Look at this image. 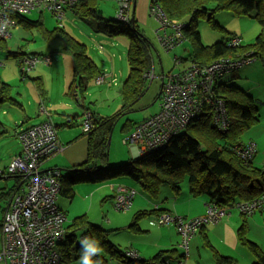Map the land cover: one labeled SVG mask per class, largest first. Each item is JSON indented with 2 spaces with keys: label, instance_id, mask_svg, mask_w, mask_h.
<instances>
[{
  "label": "trees",
  "instance_id": "1",
  "mask_svg": "<svg viewBox=\"0 0 264 264\" xmlns=\"http://www.w3.org/2000/svg\"><path fill=\"white\" fill-rule=\"evenodd\" d=\"M97 2L98 0H78L73 7L68 9L67 17L69 11H72L79 17L95 15ZM151 3L160 5L171 21L184 25L183 33L186 40L191 42V47L188 56H176L182 62L188 61L181 68H184L191 62L209 65L220 58L238 57L249 52L255 60L260 59L264 67V0H150ZM150 4L148 6L149 13ZM34 10L40 12L47 11L33 9L28 12H13L12 17L15 20V28L18 26L38 28L48 44L50 41L60 37L65 40V49L69 50L74 57L73 77L67 94L76 100L77 103L83 102V106L86 105L85 98L90 91L92 83H96V78L105 69L101 68L90 56L87 44L73 36L67 30L64 23L60 25L57 22L55 28L48 29L42 17L37 20L30 19L28 14ZM220 11H232L237 16H249L258 21L261 30L254 41L248 44L242 43L240 46H231L229 42L235 35V33H231L225 39L222 38L218 42L209 45L204 44L199 31V22L201 19H207L213 29L225 30L216 20V15ZM150 16L154 18L151 13ZM131 17L129 23L122 22L117 18L116 20H111L109 23H104L102 21L103 17H100L99 22L102 27L100 25L99 27L105 33L109 35L123 34L128 37L127 59L130 70L128 77L120 88L122 97L121 107L114 114L108 116H94L93 113V129L88 133L89 147L87 159L83 163L74 166V168L68 169L71 173H62L61 192L72 197L75 193V186L85 181L99 184L114 179L129 178L141 188L149 199L157 201L163 186H169L176 193H180L183 182L188 180L189 193L194 197L205 196L208 200L207 202L225 209L228 215L224 219L231 215L232 210H237L238 213L243 215V223L238 230L239 241L249 252L256 256V260L252 264H264V250L258 243L248 237V217L253 216L259 210L264 214V167H259L254 163L255 157L251 161L246 162L232 150L234 145L243 143L242 136L248 129L259 124L260 105L264 101L255 98L248 91L235 85L234 82L218 81L215 88L217 94L225 99L229 116V126L226 130L218 129L214 123L212 107L208 106L184 131L171 138L163 148L146 156L132 158L127 163L117 167L110 166V137L117 122L134 110V105L147 91L148 79L145 74L154 68L153 44L139 25L133 6ZM8 40L0 38V47L7 48ZM96 48L99 50L98 46ZM103 50L99 51L102 52ZM9 53L18 58L19 68L23 59L27 56L36 55L44 57L48 55L52 58V65H46L42 60L32 71L33 73L40 64L48 67H52L55 64L53 54L44 53L43 51L27 52L20 50L16 52L9 51ZM32 72L24 74L20 70L23 80L32 79ZM119 74L120 76L122 75L121 72ZM162 74H164V71ZM33 80H38L39 90L45 92L41 78H34ZM162 91L163 84L160 95H162ZM13 93V86L3 81L0 76V115L6 111L7 107L22 110L23 119L21 122H15L17 126L16 135L19 136V132L22 129H27L35 124L25 125L29 117L23 104L15 98ZM42 105L45 104L42 103ZM84 107H86V111L90 110L87 105ZM38 112L39 114H43L40 111V107L38 108ZM137 123L131 124L127 134L134 130ZM8 133L6 124L1 120L0 116V140ZM10 176L16 180L15 186L8 194L11 197L12 193L20 186L21 177L19 175ZM1 197H4V194H1ZM257 199L263 200V204L251 214L243 213L239 209V204L252 202ZM6 210L7 208L4 209V214ZM156 210L158 209L137 212L134 215V222L129 228L135 231L140 230L138 227L139 219L147 215H156ZM66 227L65 240L59 246V250L64 256L65 264L70 263L73 259L79 260L81 247L78 244L79 238L76 232L83 228H86L83 235L89 233L88 237L99 240L103 249L98 256L94 257L97 264H111L113 261H118L122 264H175L183 256V254L180 255L178 249H171L160 251L150 259H130L126 257L125 249L122 250L109 238L112 230L94 224L86 214L76 217ZM207 244H209V241H207ZM212 250L217 263L239 264L237 259L220 254L213 246Z\"/></svg>",
  "mask_w": 264,
  "mask_h": 264
},
{
  "label": "built area",
  "instance_id": "2",
  "mask_svg": "<svg viewBox=\"0 0 264 264\" xmlns=\"http://www.w3.org/2000/svg\"><path fill=\"white\" fill-rule=\"evenodd\" d=\"M119 4L117 19L129 23L132 6L135 0H116ZM78 0H0V38L10 39L15 28L12 13L28 12L33 9L48 10L56 21L63 25L67 11ZM149 11L158 22L155 29L160 45L168 52L174 50L186 41L183 24L171 21L165 10L158 4H150ZM242 37L234 35L231 46H240ZM103 50V45L98 46ZM52 65L50 56L31 55L23 59L20 65L22 73L32 72L39 62ZM255 58L251 53L238 57H224L209 65L195 62L184 68L162 74L163 91L161 109L149 118L138 122L134 130L128 133L124 142L131 145L136 156H146L163 148L171 138L184 131L206 107H212L214 123L219 130L229 126V116L226 102L217 94L218 80L228 73L252 63ZM175 63H182L175 57ZM1 64V62H0ZM120 74L114 70L105 69L96 78V83L102 85L118 84ZM151 81L157 77L154 68L145 74ZM41 113L47 114L45 105ZM83 131L89 133L93 129V113L84 112ZM22 152L15 155L7 169L0 170L3 175H19L20 186L12 193L7 210L3 216L2 248L0 260L7 264H65L64 256L59 250L61 242L67 233V214L59 206L58 198L62 191V172L57 169L43 171L41 166L54 157L63 148L57 125L51 118H46L27 129L19 132ZM258 144L249 140L232 147L241 159L251 161L257 153ZM264 167V165H263ZM137 190L134 187H122L116 195L114 207L117 210H129L133 204ZM263 200L239 204V209L251 214L260 208ZM159 206L155 205V209ZM228 215L225 209L207 202L206 212L192 218L184 217L169 211H160L152 216V225H175L181 235L180 247L183 256L175 264H188L192 238L197 232L208 225L215 224ZM90 234H84L78 241ZM126 257L133 260L142 259L135 249L125 250Z\"/></svg>",
  "mask_w": 264,
  "mask_h": 264
},
{
  "label": "rangeland",
  "instance_id": "3",
  "mask_svg": "<svg viewBox=\"0 0 264 264\" xmlns=\"http://www.w3.org/2000/svg\"><path fill=\"white\" fill-rule=\"evenodd\" d=\"M119 10V4L116 0H98L97 2V10L95 15L79 17L75 15L72 11L68 12V17L64 21V25L67 30L75 36L81 42L87 44L88 52L90 56L97 62V64L105 69L116 71L118 75L120 72L122 75L119 77L118 84H102L98 85L93 82L90 87V94L86 95L85 104L93 109L97 116H108L114 114L122 104V97L120 93V88L122 83L126 80L129 74V63L127 59V52L129 47V39L126 35L117 34V35H109L105 33L103 29L99 27L100 17H103L104 23H109L111 20H116L117 14ZM100 17H98V16ZM148 16L150 17V22L146 25H139L144 30L145 35L153 44V61H154V70L157 74V77L154 80L148 79V89L143 95V97L134 105L133 111L123 116L116 124L113 134L111 136V145H110V166L117 167L121 164L127 163V161L120 162L123 159L124 155H128L130 159L136 158L133 154V150L129 144H125L123 142L124 136H126L129 131L131 124L140 122L149 116L155 114L160 109L161 104V87H162V77L161 74L164 71V74H168L170 71L178 70L181 68L183 63L176 64L175 57H186L188 56V52L190 50V43L186 40L180 47H176L174 50L168 52L166 51L159 43L158 38L155 33L156 21L150 16L148 12ZM28 17L32 20H37L40 17L43 18L45 22V26L48 29H53L57 26V21L50 11H37L34 10L32 13L28 14ZM216 20L222 25L225 30L213 29V27L209 24L207 19H201L199 22V31L201 33L202 41L204 44L209 45L215 42H218L222 38L225 39L231 33H240V30H249L253 24L257 25L256 28L261 30V26L258 21L250 18L249 16H237L232 13V11H220L216 15ZM155 22V24H153ZM104 27V25H103ZM122 27V26H121ZM256 30V31H258ZM250 32V31H249ZM13 37L8 40L7 48L0 47V76L3 81L8 82L13 86V94L15 98H17L20 102H22L28 110L33 109L35 111L38 107L39 103V82L38 80L32 79L23 80L22 75L20 73L18 58H16L13 54L9 53L12 51H20L24 50L27 52H40L51 53L55 59V65L52 67L44 66L40 64L34 73H31V76H36L38 73L42 71H46L47 73H53V77L44 80V86H49L51 90L54 92L53 100L58 104L60 98L63 96V85L69 79L68 77H73L74 71V57L69 50L65 49V40L60 37L58 39L48 42L44 39L43 34L40 32L38 28H26L24 26H18L13 31ZM257 33H253L252 36H256ZM95 40V42H93ZM254 40V39H253ZM103 45L104 50L100 52L96 46ZM185 54V55H184ZM185 61L184 63H187ZM255 65L258 67V70H255ZM237 76H234V75ZM228 73L225 77L220 78L218 81H229L234 82L235 85L240 88L248 91L251 95L255 97V95L260 96L259 98L264 100V95H259L260 92H264V67L262 61L260 59H256L255 62L248 64L242 68L236 70V73ZM225 78V79H224ZM31 100L32 105L28 106V101ZM63 102H68L71 107L63 106V109H60L58 106L57 112H65V114L74 113L77 110H81L78 106V103L75 100L66 98L65 95L62 98ZM47 106L51 104V101L47 100V96L44 101ZM53 104V103H52ZM264 104V103H263ZM42 106V105H41ZM40 106V108H41ZM66 110H70L68 112ZM260 115H261V125H264V105H260ZM1 120L6 124V128L9 133L0 140V167L3 166L5 169L8 167L10 163L8 159L10 156L12 157L16 153L22 152V144L16 135V123L15 119H22L21 111L14 107H7L6 112H3L1 115ZM61 116V115H60ZM54 118L56 120L57 117ZM35 119V118H34ZM62 118L59 117V120ZM29 119L28 122H33ZM36 120V119H35ZM77 120H80L79 117ZM84 120V115L82 118V124ZM81 124V128H83ZM256 127H252L248 129L242 136L243 142H247L250 139H253L255 135ZM254 140V139H253ZM7 164V165H6ZM4 169V170H5ZM66 173H71L69 170H66ZM126 179L128 183H131L133 187L138 191V197L144 195L143 191L139 186L135 184V182L129 178ZM122 179V180H123ZM16 180L14 178H6L0 179V222L3 218L4 209L7 208V205L10 201V196L8 194L11 192V189L15 186ZM107 184V183H105ZM97 185V183H93L90 181H85L84 183L78 184L76 187L79 189L78 193H74L72 197L67 194H62L59 197V200L67 201L68 204H71L73 201V208L67 210L68 214V222H72L76 217L84 214L87 210V206L92 204L90 209V220L94 222V224H98L103 226L106 229H109L108 221L112 218V215L115 214H123V212H130V216L134 217V215L138 212L136 207H132L131 211H118L114 208V200L111 197L106 198L96 196L92 201L90 193H86L85 189L88 187H93ZM99 185V184H98ZM168 187V186H166ZM188 188V180H185L182 184V188ZM1 194H4V197H1ZM89 197V199H88ZM58 200V204L60 207L61 202ZM63 208V207H62ZM64 209V208H63ZM236 211V210H235ZM243 220V218L241 217ZM241 220V221H242ZM253 221H255L253 223ZM130 221L127 222V226ZM132 223V222H131ZM130 223V224H131ZM251 229L248 234V237L258 243L262 249L264 250V215L258 211L255 214L254 219H251ZM129 224V225H130ZM138 224L142 227L143 232L146 233V230L150 228L149 226V217L143 216L139 219ZM86 228L78 230L77 237L80 239L83 235ZM119 233L113 236V238H117L119 235L120 240H122L123 248L126 247V241L128 240L130 235H134V232L127 230L126 232H115ZM144 237V236H139ZM245 251L248 249L245 246H242ZM2 248V230L0 228V249ZM209 249V248H207ZM209 251V250H208ZM249 251V250H248ZM246 259L243 261V264H248V254L246 253ZM254 260H256V256L250 252ZM78 260L73 259L68 264H77ZM0 264H5L4 261H0Z\"/></svg>",
  "mask_w": 264,
  "mask_h": 264
},
{
  "label": "crops",
  "instance_id": "4",
  "mask_svg": "<svg viewBox=\"0 0 264 264\" xmlns=\"http://www.w3.org/2000/svg\"><path fill=\"white\" fill-rule=\"evenodd\" d=\"M149 4H150V0H135L133 4V10L135 11V17L138 20V23H140V25H143V24L146 25L150 22V17L148 16ZM153 24H155V22ZM157 26H158V22L156 21V27L154 29H156ZM256 27L257 25L253 24L250 28H248L249 30H245L243 28V30H240V33H235V35H239L242 37L243 44L252 43L254 41L253 39H255V37L260 32V30H258V28ZM254 32L257 33L256 36H252ZM182 63L183 65L187 64L184 62ZM106 68L107 67H105V69ZM255 70H258V67L256 65H255ZM235 73L236 71L233 72V74ZM234 76H237V75L235 74ZM32 77H35L38 79L41 78V81L43 82V90L45 92L40 91L39 100H38L39 103L35 111H32L33 109L28 110V108L21 102L26 110V114L29 117V119L31 120L33 119L32 120L33 122H28L29 120L28 119L27 122L26 123L24 122V123L25 125H33V124H37L45 120L46 118H51L54 121V123L57 125L59 140L63 148L54 157L44 162L41 166V169L43 171L57 169V170H60L62 173H66V170L70 168H74V166L83 163L87 159L88 147H89V136H88V133H85L83 129L81 128L83 114L86 111V107L84 106L86 105L83 106V104L81 105V103L80 104L78 103V106L81 108V110H77L76 112L70 113V114H65V112H60V113L57 112L59 108L63 109V107H61L60 105L71 107V105L68 102H64L62 104L63 102L62 98L65 95L66 98L74 100L70 95L67 94L69 84L72 80V77L69 76L68 77L69 79L63 85V91H64L63 96L62 98H60V100L57 99V101H59L58 104L54 102L53 100L54 92L51 90V88H49L48 86L45 89V86H44L45 78L46 79L47 77L52 78L53 73L49 74L46 71H42L38 73V75L32 76ZM88 94H90V91L87 93V95ZM259 95H264V92L263 93L260 92ZM46 96H47V100L51 101V104L48 106L44 102ZM259 97L260 96L255 95V98L261 101H264L260 99L261 97L260 98ZM32 103L33 102L29 100L28 106H31ZM42 103L45 104V107L48 110V113L44 115L39 114L38 112V108L42 105ZM57 106L59 108H57ZM89 109H90L89 111L94 113V116H95L96 114L93 111V109L91 108ZM160 109H161V104H160ZM66 111L71 112L70 110H66ZM54 115L55 117H57L58 120L54 118ZM59 117H61L62 119L59 120ZM78 117L80 120H77ZM22 119H23V116H22ZM22 119H15L14 122H17V121L21 122ZM261 124L262 123H261V115H260V122L257 125V129H255V135L253 136V139L258 143V150L254 158V163L259 167H263L264 165V125H261ZM132 150H133V154L136 156L134 149ZM17 154L19 153H16L15 155ZM15 155H13L12 157L10 156L7 164L11 162L12 158ZM130 160L131 159L126 154L124 155L123 159L120 160V162L130 161ZM3 166L0 167V170L5 169L6 166L4 168ZM9 177L11 176L3 175L2 177H0V179H6ZM122 179L123 178H119V179H114L108 182L99 183V185L97 184L93 187H88L87 189H85V191L86 193H90L89 196H91L92 201L95 199L96 196L104 197L103 198L104 200H107L106 198L111 197L114 200L115 195L121 190L122 187L132 186V184L128 183L126 179H123V180ZM77 186L78 184L76 185V187ZM76 187H75V194L79 192V189H77ZM62 194L63 192H60L59 197ZM59 201L61 202V206L64 209L62 207L61 208L65 212H67L66 209L70 210L73 208V204H72L73 201L71 204H68L67 201H62V200H59ZM207 201L208 200L205 196H199V197L192 196L189 193V189L187 187L182 188L180 193H176L169 186L166 187L165 185L161 188L159 199L157 201H153L149 199V197L145 193L144 195L138 197V193H137V196L135 197L132 207H136V209H138L137 210L138 212L144 211V210L151 211V210H155V205L157 204L159 208L158 210H156L155 213H158L160 211H169L175 214L182 215L184 217L192 218L198 215H202L206 212ZM91 207H92V204L87 206V210L84 213L89 217V219L91 218L90 217ZM131 209L129 211H131ZM129 213L130 212L128 213L123 212V214L114 213L112 215V218L109 219V221L107 222L108 223L107 227L109 228V230H112L109 234V238L115 244H117L122 250L135 249L141 254L142 258H145V259L153 258L160 251H168L171 249H178L180 255L183 254L182 249L180 247L181 235L179 234L175 225H152L150 223V219L155 214L147 215L149 217L150 228L146 230V233H142L143 229L139 224H138V227L140 228V230L135 231L129 228V226L134 222V217H131ZM255 214L251 217H248L249 232L251 229L250 222H251V219H254ZM261 214L264 215L263 213ZM241 217L243 218V215L238 213L237 210L236 211L232 210V213L228 218L221 220L220 222H217L215 224H211L203 228L202 231L196 234L192 238V241H191V250H190L189 257H188V264H219L215 260L212 246L216 248V250L220 254L225 255V256H231L237 259L239 261V264H243V261L246 259L245 254L247 253L248 260H249L248 264H252L255 261L254 257L249 255L250 252L248 250L247 251L244 250V248L242 247L243 245L239 241L238 230L241 227V224L243 223V220L241 219ZM67 218H68V214H67ZM128 221L132 223L131 224L129 223L130 225L128 224L127 226ZM254 222L255 221H253V223ZM68 223L70 222H67V224ZM127 230L134 232V235L129 236L128 240L125 242L126 247L123 248L122 244H120L122 243V240H120L119 238L120 236L117 235L116 236L117 238H113V236L116 234H119V233H115L117 231L126 232ZM141 235L144 237H139ZM207 241H209V244H207ZM0 261H3V260H0ZM5 264L7 263L5 262ZM111 264H122V263L118 261H113L111 262Z\"/></svg>",
  "mask_w": 264,
  "mask_h": 264
},
{
  "label": "clouds",
  "instance_id": "5",
  "mask_svg": "<svg viewBox=\"0 0 264 264\" xmlns=\"http://www.w3.org/2000/svg\"><path fill=\"white\" fill-rule=\"evenodd\" d=\"M80 257L77 264H97L94 257L102 252L99 240L92 237H84L80 240Z\"/></svg>",
  "mask_w": 264,
  "mask_h": 264
},
{
  "label": "water",
  "instance_id": "6",
  "mask_svg": "<svg viewBox=\"0 0 264 264\" xmlns=\"http://www.w3.org/2000/svg\"><path fill=\"white\" fill-rule=\"evenodd\" d=\"M161 93V92H160ZM77 100H79V98H77ZM80 104V103H79ZM83 104V102H81V105ZM110 142H111V137H110Z\"/></svg>",
  "mask_w": 264,
  "mask_h": 264
}]
</instances>
